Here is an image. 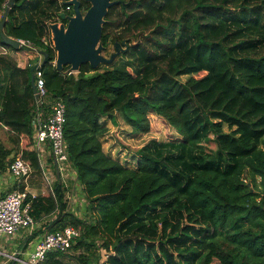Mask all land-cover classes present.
<instances>
[{
    "label": "trees",
    "instance_id": "obj_1",
    "mask_svg": "<svg viewBox=\"0 0 264 264\" xmlns=\"http://www.w3.org/2000/svg\"><path fill=\"white\" fill-rule=\"evenodd\" d=\"M80 1L84 12L89 3ZM113 1L104 52L126 38L127 50L76 73L57 70L42 40L60 17L58 0H14L8 8L3 33L46 54L45 86L65 104L68 160L85 200L80 215L67 210L58 178L49 193L27 194L30 214L39 221L57 211L49 231L75 229L69 250L80 264H264V0ZM0 44L14 49L1 37ZM2 51L0 129L14 145L0 138V171L21 157L39 172L36 151L26 149L35 63L21 68ZM151 113L180 137L149 139L131 164L104 152L107 121L119 117L131 134H144ZM64 253L49 252L40 264H61Z\"/></svg>",
    "mask_w": 264,
    "mask_h": 264
},
{
    "label": "built area",
    "instance_id": "obj_2",
    "mask_svg": "<svg viewBox=\"0 0 264 264\" xmlns=\"http://www.w3.org/2000/svg\"><path fill=\"white\" fill-rule=\"evenodd\" d=\"M63 8L59 11L64 14H73L72 5H63L62 2L66 0H58ZM53 21H64L59 16H56ZM48 34L42 38L44 43L52 46L51 33L48 27ZM12 38V37H11ZM18 44L19 48L30 49L37 51L33 44L26 39L12 38ZM6 46L2 45L3 50ZM53 47V46H52ZM7 48V47H6ZM4 53H6L4 51ZM29 64V63H28ZM38 64V63H37ZM39 65V64H38ZM34 85L36 88V96L34 98V110L32 116V123L34 126V147L38 150L39 146L48 142L51 149L53 160L57 163L59 177H61L65 184L66 178L72 175L73 183L71 188L66 194L67 210L73 207L72 201L83 206L85 204L84 198L75 199L77 191L76 187V174L70 166L68 154L66 150L63 128L65 123V104L61 99L50 98L48 90L45 86L43 72L41 67L34 71ZM9 173L17 180L26 182L32 175V167L28 160L21 157L12 160L8 167ZM28 191L14 190L0 198V236L6 238L21 232H31L35 223L37 222L30 214V204L26 201ZM74 209V208H73ZM74 214H80L78 210H72ZM77 235L75 229L71 226H66L62 230L47 231L43 234L42 238L38 240L32 251L29 252L27 261L21 260L17 252L12 254L2 253L9 259L21 261L25 264H39L45 260L47 254L52 251L67 252L72 244V239Z\"/></svg>",
    "mask_w": 264,
    "mask_h": 264
},
{
    "label": "water",
    "instance_id": "obj_3",
    "mask_svg": "<svg viewBox=\"0 0 264 264\" xmlns=\"http://www.w3.org/2000/svg\"><path fill=\"white\" fill-rule=\"evenodd\" d=\"M89 3V7L82 12L80 10V0H66L63 5H72L73 14H60V18L64 21H53L48 23L51 33L52 46L55 51V58L52 65L57 70L62 71L65 66L68 68L66 73L78 72L82 64L88 63L92 69L97 68L101 64H109L120 53L128 48V38L121 42H115L113 52L109 56L103 54L105 47L101 40L103 25L106 22L109 7L116 1L113 0H84ZM14 0H7L5 9L0 22V37L4 44L13 48H19V44L9 36H6L2 29L7 17L8 8L13 4ZM44 55L42 62L34 64L30 68V84L33 95L36 96V88L34 85V71L41 67L45 60ZM57 176L59 171L57 163L54 161Z\"/></svg>",
    "mask_w": 264,
    "mask_h": 264
},
{
    "label": "crops",
    "instance_id": "obj_4",
    "mask_svg": "<svg viewBox=\"0 0 264 264\" xmlns=\"http://www.w3.org/2000/svg\"><path fill=\"white\" fill-rule=\"evenodd\" d=\"M0 48L3 50L2 45H0ZM4 48L5 50H3L2 52L5 51L9 53L14 58L17 65L21 68L25 67L30 62H34L35 64L37 63L40 64L44 58V55L40 53L39 51L29 52L26 49H25L26 51L23 50V48H14L13 50L8 49L6 47ZM22 52L24 53L23 55H21ZM120 120L121 119L117 117L118 123H120ZM118 123L113 124L112 122L107 121L106 124L109 129L107 133L102 137V148L104 152L111 153L113 156L114 154L112 152L116 150L117 145H114V141H112V139L109 137L108 132L113 131L110 129L111 126H113L114 128H117ZM34 135L35 133L33 134V144L30 146H27L26 149L36 151V154L38 156L39 167H40L39 172L33 170L30 178L26 182H24V181H20L14 178L9 173L7 168L3 171H0V198L11 191L18 190V187L20 185H23L24 189H26L28 193L31 194L32 196H35L38 194H47L48 191L49 192L51 191V185L58 178H60V181H62L63 178L61 179V177L57 176V172L55 169L54 160L51 155V149H50L49 143L48 142L42 143L39 146L38 150H36L34 147ZM42 158L44 159V161H42ZM45 164L47 166H51V171L49 173L45 172V167H46ZM72 180H73V177L71 175L70 177L66 178L65 184L62 181V184L66 186L68 191L71 188L70 187L71 184L73 183ZM45 182L48 186V190L45 185ZM75 189L78 190L77 191L78 194H76L74 198L75 199L80 198L81 194L79 192L77 184H76ZM75 202L76 200L72 201L71 205L73 207H70L69 211L76 209L79 212H81L84 206H81ZM56 215H57V211H54L51 214L43 216L39 221L35 223L30 233L23 231L21 233L15 234L8 238H6L5 236H0V239L3 240V242H0V252L7 253V254H12V253L17 252L18 257L21 260L27 261L29 252L34 249L35 244L38 242L39 239L42 238L43 234L49 231L48 225L55 218ZM59 259H60L61 264H66L68 261L67 258H65L64 256L60 257ZM0 264H25V263L18 261V260H14V259H9L8 257L0 253Z\"/></svg>",
    "mask_w": 264,
    "mask_h": 264
},
{
    "label": "rangeland",
    "instance_id": "obj_5",
    "mask_svg": "<svg viewBox=\"0 0 264 264\" xmlns=\"http://www.w3.org/2000/svg\"><path fill=\"white\" fill-rule=\"evenodd\" d=\"M2 14L3 11L0 10V22L2 19ZM23 50H25V48H23ZM26 50L32 52L30 49H26ZM113 50H114L113 45L110 44L108 49L105 52H103V54L105 56H108L111 52H113ZM23 54L24 53L22 52L21 55ZM185 79L186 76L180 77L181 81H184ZM149 119H150V130L144 134H137V135L131 134L130 127L127 126L122 120H120V123H118L117 128H114L113 126L110 127V129L113 131L108 132L109 137L112 139V141H114V145H117L116 150L112 152L114 156H119L122 160H126V162L131 164L132 161L135 162L134 155H136L135 153L136 150L140 148L144 143H146L149 139L155 138L160 141H168V140H176L180 137L178 133L172 127H170L168 123L161 116L151 113L149 115ZM9 134L10 133L7 129L5 128L0 129L1 141L7 147H11L14 145V143L9 140ZM25 141L26 139L21 140V144H20L21 147L24 146ZM207 145L211 149L214 148V144L212 142H209ZM42 161H44L43 158ZM50 171H51V166L46 165L45 172L49 173ZM45 185L48 190V186L46 182ZM0 242H3V240L0 239ZM76 255L77 252H75L73 249H70L69 251L65 252L64 257L67 258L68 260L66 264H80L78 262V259L76 258ZM101 256L102 259L100 260V263L103 262V260L105 259L104 250H101Z\"/></svg>",
    "mask_w": 264,
    "mask_h": 264
}]
</instances>
